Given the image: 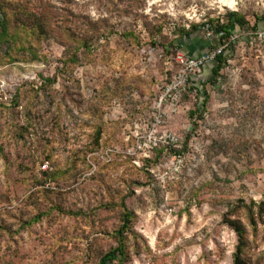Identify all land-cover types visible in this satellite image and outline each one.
I'll return each mask as SVG.
<instances>
[{
  "label": "rangeland",
  "instance_id": "rangeland-1",
  "mask_svg": "<svg viewBox=\"0 0 264 264\" xmlns=\"http://www.w3.org/2000/svg\"><path fill=\"white\" fill-rule=\"evenodd\" d=\"M0 12V264H97L122 201L132 219L112 264H233L226 215L245 227L246 264H264V0H0ZM229 12L245 23L214 83L164 96L176 53L219 44L202 26ZM192 25L197 39L179 37Z\"/></svg>",
  "mask_w": 264,
  "mask_h": 264
},
{
  "label": "trees",
  "instance_id": "trees-1",
  "mask_svg": "<svg viewBox=\"0 0 264 264\" xmlns=\"http://www.w3.org/2000/svg\"><path fill=\"white\" fill-rule=\"evenodd\" d=\"M116 1L117 0H110L111 3H115ZM119 1H123V0H119ZM125 1H128V0H125ZM137 3L139 4V1H137ZM2 16H3V13L0 12V36L8 37L9 34H8V28H7V21L4 18H2ZM226 17H227L226 23L217 24L215 27L210 26L213 29L214 34L216 35L219 34L218 36L219 43L225 42L231 36L232 31L230 27L232 25L236 24L238 26H242L245 23L243 17H241L237 12H229L226 15ZM259 19L261 21H264V15L261 16ZM87 24L93 30L88 36L83 35L82 37L78 38L79 43L83 46H87L88 44L91 43L93 39L96 38L95 27L98 26V22H91L88 20ZM46 25H47L46 20L44 23L42 22V23L37 24V26L41 27L43 30L45 29ZM197 31H199V28L197 27V25H192V28L189 31L182 29L179 37L182 38L185 36H190L192 34H196ZM197 35L198 34H196V36H193V38L197 39L196 38ZM200 38L202 37L200 36ZM202 43L203 45L208 46V48L210 47V45H207V41H205L204 39ZM232 47H233L232 44L231 45L228 44L224 48L222 53L216 57L215 61L213 62L214 64L208 67V71L206 72V74L205 75L200 74V75L189 78L187 86L193 87L196 91H202V89L204 90V86L206 84L214 83L215 79L218 76L219 70L222 68V65L226 62L228 57L232 54V51H233ZM187 51L189 52V50ZM203 93L205 95V98L201 101L199 108H204L206 104L207 95L205 91H203ZM193 114H194V111H190V115L192 116ZM119 206H120V209L118 211L119 227L115 231L117 241H118L117 245L114 248L105 252L100 257L97 264H112L115 261L120 260V258L124 255V250H123L122 243H121V237L130 225V222L132 219V212L127 209L123 201L121 202ZM258 206H261V205H258ZM251 212L252 211H250L249 217H250V223L252 224L254 219H253V214ZM223 221L235 232L236 237H237V242H236L235 250L233 254V264H246V259L243 255V248L245 246V238H244L245 227L239 223L238 219L228 218L227 215L224 217Z\"/></svg>",
  "mask_w": 264,
  "mask_h": 264
},
{
  "label": "built area",
  "instance_id": "built-area-1",
  "mask_svg": "<svg viewBox=\"0 0 264 264\" xmlns=\"http://www.w3.org/2000/svg\"><path fill=\"white\" fill-rule=\"evenodd\" d=\"M202 28L206 31L207 35L210 36L213 34V29L208 24H206L205 27L202 26ZM230 40L231 37L225 42L214 45L204 53L195 56H185L183 53L177 52L174 58L176 62L181 65V69L173 82L166 87L164 96H171L173 94L172 99L177 101L181 87L185 83H188L189 78L199 75L208 64L214 62L216 57L222 53Z\"/></svg>",
  "mask_w": 264,
  "mask_h": 264
},
{
  "label": "crops",
  "instance_id": "crops-1",
  "mask_svg": "<svg viewBox=\"0 0 264 264\" xmlns=\"http://www.w3.org/2000/svg\"><path fill=\"white\" fill-rule=\"evenodd\" d=\"M208 43H209V41H207V44H208ZM183 50H184V49H183ZM184 51L188 52L187 50H184ZM195 54H198V53H195ZM208 67H209V66H206L200 74H201V75H205L206 72L208 71ZM200 74H199V75H200Z\"/></svg>",
  "mask_w": 264,
  "mask_h": 264
}]
</instances>
